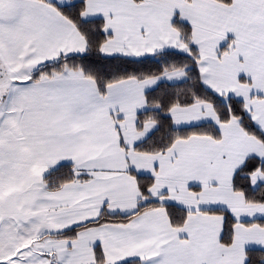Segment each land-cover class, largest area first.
<instances>
[{
  "label": "crops",
  "instance_id": "obj_1",
  "mask_svg": "<svg viewBox=\"0 0 264 264\" xmlns=\"http://www.w3.org/2000/svg\"><path fill=\"white\" fill-rule=\"evenodd\" d=\"M73 2L0 0V99H12L13 118L0 127V264H98V250L103 264H246L249 249L264 250V203H248L233 183L252 162L251 187L264 184V0H86L82 19H102L109 36L105 57L189 56L173 23L190 25L204 87L243 101L261 133L220 123L212 105L198 102L172 108L173 127L210 123L219 137L191 136L157 154L136 150L158 128L140 120L151 110L147 93L183 83L186 70L123 80L104 94L77 70L30 81L41 66L86 52V39L59 10ZM61 165L73 166L77 180L48 189L45 177ZM137 176L152 178L151 198L187 212L182 226L165 207L135 215ZM227 217L235 222L229 245Z\"/></svg>",
  "mask_w": 264,
  "mask_h": 264
},
{
  "label": "trees",
  "instance_id": "obj_2",
  "mask_svg": "<svg viewBox=\"0 0 264 264\" xmlns=\"http://www.w3.org/2000/svg\"><path fill=\"white\" fill-rule=\"evenodd\" d=\"M142 1V0H138ZM86 0H74L73 4L59 8L61 13L69 19L81 32L87 42V50L83 54L67 55L58 60L45 64L35 70L30 81H39L43 77L61 73L66 69L77 70L85 77L93 79L100 92L105 93L107 87L123 80H145L161 76L170 70H186L187 80L180 84H161L155 90L147 93V101L151 110L141 116L140 120H151L158 126L157 130L136 150L146 154H157L167 151L178 140L195 135H209L219 137V132L213 124L207 123L199 126L176 129L173 127L168 115L174 107H189L198 102H206L213 106L220 123H230L236 120L249 134L261 136L255 127L250 115L247 113L245 103L235 98L226 101L206 89L201 81L198 69L197 51L190 45L192 28L176 17L174 27L183 35V40L189 44L191 55L167 51L157 54L152 58L133 60L123 57H105L101 53V46L108 39L104 32L102 19L84 21L81 17L85 9ZM244 81V80H242ZM254 167L252 162L238 171L233 187L244 194L248 203H264V184L253 189L249 182V175ZM80 179H85L82 177ZM77 180L75 169L71 165H61L52 170L44 179L48 189L56 190L65 184ZM142 198L135 215L148 210L165 207L174 227H180L185 222L187 212L174 205H164L158 199L149 196V189L153 184L150 177L137 176ZM133 216H103L93 225L107 222H127ZM234 221L227 217L222 242L229 245L233 236ZM261 224L264 225L262 221ZM76 230L64 233L63 236H73ZM246 264H264V250L249 249L246 252ZM98 264L104 263L101 250L97 251ZM122 264H138L137 261Z\"/></svg>",
  "mask_w": 264,
  "mask_h": 264
},
{
  "label": "rangeland",
  "instance_id": "obj_3",
  "mask_svg": "<svg viewBox=\"0 0 264 264\" xmlns=\"http://www.w3.org/2000/svg\"><path fill=\"white\" fill-rule=\"evenodd\" d=\"M1 70H2V73H0V78L2 76H5V74H6L5 70H3V69H1ZM67 70H69V69H67ZM0 88L3 89V94H5L6 93V87H4V84L0 83ZM7 92H8V89H7ZM4 102H5L4 100L0 99V127L7 126V128H8L10 126V121H12V119H13L12 117H10V114H8L10 112V109H11L12 99H10V97H9V99H7V102L5 104H4ZM3 114H6V115L3 116ZM258 176H260V175H258ZM254 179L256 180L259 178L254 177Z\"/></svg>",
  "mask_w": 264,
  "mask_h": 264
}]
</instances>
